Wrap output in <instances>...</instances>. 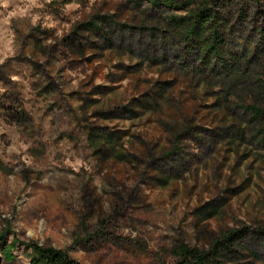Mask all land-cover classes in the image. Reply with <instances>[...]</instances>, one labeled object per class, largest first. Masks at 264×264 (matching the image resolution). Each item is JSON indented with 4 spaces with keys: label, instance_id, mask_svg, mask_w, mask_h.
<instances>
[{
    "label": "rangeland",
    "instance_id": "rangeland-1",
    "mask_svg": "<svg viewBox=\"0 0 264 264\" xmlns=\"http://www.w3.org/2000/svg\"><path fill=\"white\" fill-rule=\"evenodd\" d=\"M201 2L0 0L6 243L173 264L233 232L219 263L264 264V0L205 4L218 55L169 22Z\"/></svg>",
    "mask_w": 264,
    "mask_h": 264
},
{
    "label": "trees",
    "instance_id": "trees-1",
    "mask_svg": "<svg viewBox=\"0 0 264 264\" xmlns=\"http://www.w3.org/2000/svg\"><path fill=\"white\" fill-rule=\"evenodd\" d=\"M139 1V0H137ZM220 0H202L200 8L192 11L189 17H172L169 22L174 24L175 28L183 30L190 41H196L204 46L207 54H217L219 52L217 26L219 25V15L211 7H205V4L215 6ZM154 7H177L185 8L186 5L195 3V0H150ZM214 11V12H213ZM191 13V12H190ZM209 34V35H207ZM206 35L208 38H206ZM211 37V41L209 40ZM234 235L233 232L223 239L215 241L209 250L205 251L196 247L190 248L184 244H178L174 250L173 264H220L217 260L218 252L225 251L231 253L228 242ZM5 235H0V261L5 264L15 262L14 250L17 245L23 246L28 253V264H79L74 261L65 251L56 250L52 247L40 246L37 243H20L13 239L9 244L4 240Z\"/></svg>",
    "mask_w": 264,
    "mask_h": 264
}]
</instances>
